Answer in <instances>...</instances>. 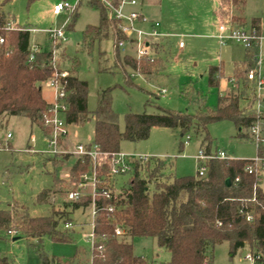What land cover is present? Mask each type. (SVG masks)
Returning <instances> with one entry per match:
<instances>
[{"label":"trees","instance_id":"16d2710c","mask_svg":"<svg viewBox=\"0 0 264 264\" xmlns=\"http://www.w3.org/2000/svg\"><path fill=\"white\" fill-rule=\"evenodd\" d=\"M10 0H0V27H4L10 17L3 10ZM34 0H28L32 2ZM116 3L118 0H111ZM243 0H221L215 10L223 20L236 27L244 26V19L229 8L238 9ZM238 3V4H237ZM89 4L99 10V23L87 24L82 32V43L91 46L95 40L110 37L114 48L115 66L126 72L125 65L146 77L161 69L163 58L158 54L153 59L136 58L128 53L120 55L119 40L125 39L109 17L108 6L102 0H90ZM230 5V6H229ZM72 22L68 26H72ZM20 26V25H19ZM259 18L252 17L250 27L259 36ZM23 29H0L4 42L0 43V120L7 115H21L42 131V117L49 102L42 94L41 82L54 75L50 64L51 51L40 49L30 58V31ZM167 40L160 43L158 53L164 50ZM257 38L245 47L244 59L234 69L237 88L234 93L218 96L214 110L174 112L160 108L159 112H126L124 127L120 129L116 113L111 107V88L98 92L97 103L92 111L87 110V82L72 71L62 78L66 92L67 109L65 121L68 125L85 122L89 114L94 118L93 140L101 152V176L107 179L106 161L111 153L120 151L123 140L138 141L149 136L153 126L179 128L184 134L190 128L196 132L205 131L208 123L230 119L237 127L238 134L255 120L254 97L246 89L250 86L247 70L256 65ZM57 70H61L59 65ZM222 74L220 66L210 65L207 72L209 86L218 84ZM128 77V75L126 74ZM241 84V87H238ZM244 105H240L241 101ZM205 150L210 151V138ZM257 154H264V145L259 142ZM90 158H77L70 168L71 179L88 168ZM248 158L206 161V169L200 174L175 176L166 173L170 161L165 157L151 156L146 161L134 159L125 186L120 188L116 199H106L103 195L95 198L97 211L92 229L93 244L90 245L85 263H80L78 254L71 258L47 256L40 252V264H153L144 256L133 251L132 243L126 236H151L159 247L169 253L167 264H212V249L223 241L228 242L230 254L248 245L256 262H264V186L257 183L254 173L244 170ZM236 177L238 179H236ZM61 179H57V182ZM112 186V184H111ZM50 189L41 190L35 197L41 201ZM90 197L74 201V206H86ZM109 204L116 210L109 213ZM112 218L116 219V223ZM69 211L62 210L49 215L31 216L24 206L18 205L0 209V237L10 235L14 226L19 232L41 237L47 235L54 240L67 241L73 231L66 227L71 223ZM62 221L63 230L58 228ZM120 224L123 235H116L114 228ZM0 264H12L6 256H0Z\"/></svg>","mask_w":264,"mask_h":264},{"label":"rangeland","instance_id":"374dc122","mask_svg":"<svg viewBox=\"0 0 264 264\" xmlns=\"http://www.w3.org/2000/svg\"><path fill=\"white\" fill-rule=\"evenodd\" d=\"M58 1L61 0H10L4 4L3 10L17 25L34 29L30 31L31 43H38L41 49L57 50L61 70L72 71L73 62L77 61L75 73L87 82L88 111L95 108L98 92L111 88V107L120 129L124 127L126 112L156 113L160 108L191 113L214 110L220 94H232L237 88L234 69L244 59L245 47L231 39L219 44L216 35L223 17L215 10L221 5V0H144L142 10L146 17L157 21L160 30L172 34L159 53L163 58L162 68L148 77L127 65L126 72L115 66L114 48L109 36L95 40L91 46L82 43L85 26L99 23V10L89 4L90 0H78L73 10L63 9L54 14L52 6ZM66 1L75 3V0ZM243 1L238 9L229 8L228 13L243 17L246 32L251 30V18H259L256 63L264 75V0ZM70 22L73 23L71 27L67 25ZM47 28H61L64 38L48 39L43 32ZM179 41L183 42L182 47L178 46ZM129 50L134 54V48L128 46L119 53H130L127 52ZM210 65L220 66L222 70L215 86H209L207 82ZM249 83L246 91L252 92V83ZM40 85L43 96L49 99L51 94L47 83L41 82ZM244 103L242 100L240 105ZM93 129L91 114L83 123L68 125V143L91 142ZM7 133L9 137H6ZM205 134L210 138L211 150L223 149L230 157L250 158L257 153L256 144L247 129L243 128L238 134L230 119L212 121L204 132L190 128L184 134L177 127L153 126L146 139L123 140L119 150L166 157L170 161L166 173L195 175L199 165L195 156L208 143L204 139ZM0 143V209L21 205L31 216L67 210L71 218L69 227L73 230L69 233V240L58 241L47 235H25L13 226L10 235L0 237V256H6L12 264H40V252L58 258H71L78 254L79 262L85 263L90 248L91 216L86 206L72 207L73 202L67 195L71 181L64 177L70 171L74 158L56 157L47 152L43 131L21 115H7L0 120ZM57 179L61 181L57 182ZM127 179V174L116 176V189L125 186ZM43 189L50 191L41 201L36 200V195ZM58 228L63 230L61 220ZM125 238L132 243L136 254L148 260L168 261L169 253L158 246L154 237L127 235ZM247 253L250 250L245 245L231 255L228 242L223 241L212 249V264H258L246 258Z\"/></svg>","mask_w":264,"mask_h":264},{"label":"built area","instance_id":"2783aa9c","mask_svg":"<svg viewBox=\"0 0 264 264\" xmlns=\"http://www.w3.org/2000/svg\"><path fill=\"white\" fill-rule=\"evenodd\" d=\"M109 9V17L114 20L116 28L126 36L125 39H121L118 45L122 51L128 46L134 48L132 54L136 58L153 59L158 56L159 44L166 41L172 34L163 32L159 29V23L146 17V15L139 8L142 0H118L113 3L111 0H102ZM78 0H75L74 4L69 3L66 0H61L53 4L52 12L54 14L59 13L63 9L75 8ZM148 25V28L143 27ZM0 29H23L17 25L14 20L8 21L4 27ZM34 31V29H28ZM43 32L48 36V39L62 40L64 38L61 28H47ZM219 44H224L227 39L234 40L240 45L247 47L250 42L257 38L259 45V36H255V29L251 28L250 32H246L243 27H236L231 23L224 20L218 25V33L216 35ZM4 36L0 33V43L4 42ZM178 46L182 47L183 42L179 41ZM41 47L38 43L30 44V58L33 57L34 52L40 50ZM50 64L55 69L54 75L49 78L46 83L51 92V99L49 101V107L44 112L42 117V125L45 128L43 133L46 136L47 152L53 156H60L63 158H74V162L77 158L82 156H88L90 162L88 168L81 172L76 178L71 179L70 171H68L64 177L71 181V186L68 189V198L70 201H80L83 197H90L86 208L89 209L91 216V228L94 226V217L97 211L95 198L97 195H103L106 199H116L120 189L115 187V177L118 175L126 174L132 167L134 159L146 161L151 155L124 153L121 151L111 153L110 157L106 161L108 165L107 179H103L101 172V155H105V152H101L98 149L96 143H68V124L65 121V111L67 109L66 92L62 78L67 75L65 70H57L58 59L57 50L51 49ZM132 51V50H130ZM258 58L256 57V62ZM247 79L252 83L251 95L254 97L253 109L255 111V120L247 127V133L254 140L256 146L259 142L264 145V75L261 74L257 63L253 68L247 70ZM163 94V93H162ZM10 134L7 133L6 137ZM188 137V136H187ZM2 148L0 143V149ZM195 158L199 161L197 171L202 174L206 169V161L211 158L221 159H233L223 149L206 151L205 149H199ZM244 170L248 173H254L257 177V183L264 186V154H257L248 158V162L244 166ZM236 179H238L236 177ZM112 184V186H111ZM109 213L116 210L115 206L109 204L107 207ZM116 223V219L112 218ZM71 223H66V227H69ZM116 235H123L124 229L120 224H116L114 228ZM90 245L93 244L94 235L93 232L89 235ZM259 255H254L251 252L246 254V258L256 262ZM153 264H167V262L153 261ZM264 264V262H262Z\"/></svg>","mask_w":264,"mask_h":264},{"label":"crops","instance_id":"0c3cea01","mask_svg":"<svg viewBox=\"0 0 264 264\" xmlns=\"http://www.w3.org/2000/svg\"><path fill=\"white\" fill-rule=\"evenodd\" d=\"M143 4H144V0L141 1V4H140V6H139V8H140L141 10L143 9ZM142 12H143V10H142ZM143 13H144V12H143ZM143 27L148 28V25H143ZM159 29H160V28H159ZM161 31H163V32H167L166 30H163V29H161ZM127 52H130V50L127 51ZM128 54L132 55L131 52L128 53ZM132 56H133V55H132ZM50 94H51V92H50ZM50 99H51V97H50L49 99H46V100L49 102Z\"/></svg>","mask_w":264,"mask_h":264},{"label":"water","instance_id":"95a60500","mask_svg":"<svg viewBox=\"0 0 264 264\" xmlns=\"http://www.w3.org/2000/svg\"><path fill=\"white\" fill-rule=\"evenodd\" d=\"M14 238H16V237H12V239H14Z\"/></svg>","mask_w":264,"mask_h":264}]
</instances>
